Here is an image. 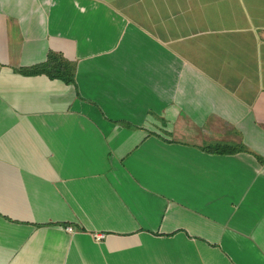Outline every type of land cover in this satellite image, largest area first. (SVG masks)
<instances>
[{
  "label": "crops",
  "instance_id": "obj_1",
  "mask_svg": "<svg viewBox=\"0 0 264 264\" xmlns=\"http://www.w3.org/2000/svg\"><path fill=\"white\" fill-rule=\"evenodd\" d=\"M0 264H264V0H0Z\"/></svg>",
  "mask_w": 264,
  "mask_h": 264
},
{
  "label": "trees",
  "instance_id": "obj_2",
  "mask_svg": "<svg viewBox=\"0 0 264 264\" xmlns=\"http://www.w3.org/2000/svg\"><path fill=\"white\" fill-rule=\"evenodd\" d=\"M53 58H56V57L53 56L52 59ZM52 68H53V71L56 70L55 73L52 74L53 77H61L64 80H66L67 82H70L74 76V75H72L73 73H72V70L70 68V65L69 66H67V65L63 66V69H62V65L52 66ZM50 69L51 68H49L48 64L47 65H37L36 67L31 68L30 70L29 69H27L26 71L24 70V72L36 74V73H41V72H48V71H50Z\"/></svg>",
  "mask_w": 264,
  "mask_h": 264
},
{
  "label": "built area",
  "instance_id": "obj_3",
  "mask_svg": "<svg viewBox=\"0 0 264 264\" xmlns=\"http://www.w3.org/2000/svg\"><path fill=\"white\" fill-rule=\"evenodd\" d=\"M67 230L72 231L73 228L69 226V227H67ZM103 236H104L103 234H97V235H96V238H97V239H100V238H103Z\"/></svg>",
  "mask_w": 264,
  "mask_h": 264
}]
</instances>
